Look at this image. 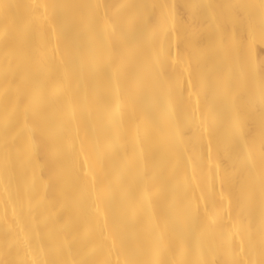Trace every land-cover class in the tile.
Instances as JSON below:
<instances>
[{
	"label": "bare ground",
	"instance_id": "bare-ground-1",
	"mask_svg": "<svg viewBox=\"0 0 264 264\" xmlns=\"http://www.w3.org/2000/svg\"><path fill=\"white\" fill-rule=\"evenodd\" d=\"M0 264H264V0H0Z\"/></svg>",
	"mask_w": 264,
	"mask_h": 264
}]
</instances>
